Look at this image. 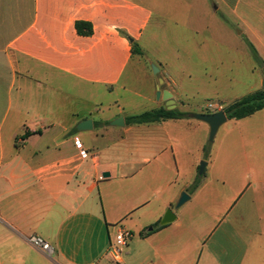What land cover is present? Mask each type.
Returning a JSON list of instances; mask_svg holds the SVG:
<instances>
[{
  "label": "crops",
  "instance_id": "obj_1",
  "mask_svg": "<svg viewBox=\"0 0 264 264\" xmlns=\"http://www.w3.org/2000/svg\"><path fill=\"white\" fill-rule=\"evenodd\" d=\"M241 2L206 0L205 15L232 13L262 56L264 10L255 3L250 23ZM192 9L193 0H0V264H264V179L244 182L230 198L221 190L226 200L219 205H193L208 186L201 180L193 189L202 159L193 155V128L203 127L190 114L203 112L193 109V95L183 94L167 64L147 56L145 33L154 19L208 37L213 25L202 15L193 25ZM78 21L92 33L80 35ZM142 81L151 84L149 95L137 88ZM119 89L150 103L136 114L166 108L155 96L168 90L189 117L114 126L136 114L116 99L119 111L107 116L97 99ZM70 97L93 108L60 118ZM85 119L93 128L78 130ZM205 161L204 173L211 166ZM184 192L189 200L177 208ZM168 209L175 220L160 226ZM121 228L131 237L117 256L111 248Z\"/></svg>",
  "mask_w": 264,
  "mask_h": 264
},
{
  "label": "rangeland",
  "instance_id": "obj_2",
  "mask_svg": "<svg viewBox=\"0 0 264 264\" xmlns=\"http://www.w3.org/2000/svg\"><path fill=\"white\" fill-rule=\"evenodd\" d=\"M205 1L193 0L191 13L193 25L197 24L196 19L201 15L213 25L208 37L205 32L196 33L193 30V33H189L172 20L160 25V21L154 19L145 33L148 58L167 64L177 77L183 94L193 95L189 98L193 109L198 107L197 112L203 113L208 104L219 105L216 110L208 111H221L234 101L264 87V52L262 56L259 55L263 61L261 66L255 61L247 43V25L236 26L239 23L236 16L230 13V18L221 9L214 16L205 15V7L210 10L209 4L203 6ZM255 3L258 9L264 10V0H242L239 11L253 24ZM204 37H207L208 42L201 46ZM186 73H190V77ZM150 86L149 82L142 81L137 88L149 95ZM116 99L123 100L124 112L127 114H136L151 106L150 103L140 104L133 94L119 89L100 95L97 108L111 116L119 111L114 103ZM60 108L62 111L60 109L56 114L64 118L67 111L84 113L93 107L87 101L70 97L62 100ZM193 124L201 125L204 129L193 128V155L201 153L199 167L201 162L206 163V159L210 158L211 161L205 173L200 175L199 170L197 172L196 181L203 180L208 186L195 196L193 205H219L226 200L220 195L221 190L224 194L228 191L230 198L244 182L251 181L254 184L256 179H264V109L247 118L228 120L220 127L213 142L208 140L207 124L194 119Z\"/></svg>",
  "mask_w": 264,
  "mask_h": 264
},
{
  "label": "trees",
  "instance_id": "obj_3",
  "mask_svg": "<svg viewBox=\"0 0 264 264\" xmlns=\"http://www.w3.org/2000/svg\"><path fill=\"white\" fill-rule=\"evenodd\" d=\"M76 29L77 32L80 35H90L92 33V28L89 24L84 22H76ZM84 28L85 31L83 30ZM133 52L134 53H141L140 49L137 47V44L133 43ZM250 51L252 56L254 57L255 61L263 66V61L261 57L259 56L256 48L249 44ZM264 109V87L260 88L254 92H251L242 98L234 101L230 105H228L224 111L228 117V120L231 119H243L250 117L257 113L258 111H261ZM189 117V113L181 112L178 109L174 110H167L165 107L159 108V109H153L144 111L140 114L127 116L125 118V122L128 125H134V124H147V123H155V122H161L169 119H182ZM30 133H27L26 135H29ZM25 135V136H26ZM198 185V182H196L193 185V189L196 188ZM156 228H158V225L153 227L147 234L154 231ZM146 235V234H145ZM141 236H144L143 233H141Z\"/></svg>",
  "mask_w": 264,
  "mask_h": 264
},
{
  "label": "water",
  "instance_id": "obj_4",
  "mask_svg": "<svg viewBox=\"0 0 264 264\" xmlns=\"http://www.w3.org/2000/svg\"><path fill=\"white\" fill-rule=\"evenodd\" d=\"M152 69L154 73L158 72V68L155 65H152ZM163 81L160 80V84H162ZM158 99H162L165 101L166 109L167 110H174L175 109V101L173 100V95L171 92L168 90H160L158 89L157 94H156ZM191 118L194 120L203 122L208 125L209 127V142H213L218 130L222 125H224L228 121V117L225 113L224 110L213 112V113H192L190 114ZM112 125L114 126H124L125 125V120L123 116H120L116 118L113 122ZM93 128V122L91 119H85L81 121L77 129L78 130H90ZM206 163L201 162L200 167H199V174L202 175L205 170ZM103 177H109V173H104ZM189 200V195L187 193H182L178 202L176 203V207L179 208L181 207L186 201ZM175 220V215L171 209H168L162 219L159 222L160 226L169 224Z\"/></svg>",
  "mask_w": 264,
  "mask_h": 264
},
{
  "label": "built area",
  "instance_id": "obj_5",
  "mask_svg": "<svg viewBox=\"0 0 264 264\" xmlns=\"http://www.w3.org/2000/svg\"><path fill=\"white\" fill-rule=\"evenodd\" d=\"M218 107H219L218 104L207 105L208 109L216 110ZM76 144L80 145L79 141H76ZM80 155L82 158L87 157V153L84 150L80 151ZM130 237H131V233L129 231L122 228L119 229L115 237V243L111 248L112 252L117 256L120 255L123 252L124 247L127 245V241L129 240ZM29 241L32 244L38 246L41 249V251H43L46 255L48 256L52 255L53 253L52 247L48 243L44 242L40 237L32 236L30 237Z\"/></svg>",
  "mask_w": 264,
  "mask_h": 264
}]
</instances>
